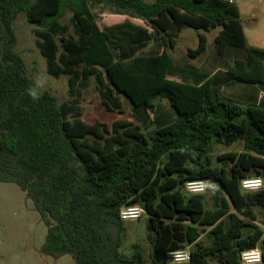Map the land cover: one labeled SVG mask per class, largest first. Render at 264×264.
Instances as JSON below:
<instances>
[{"label":"trees","instance_id":"16d2710c","mask_svg":"<svg viewBox=\"0 0 264 264\" xmlns=\"http://www.w3.org/2000/svg\"><path fill=\"white\" fill-rule=\"evenodd\" d=\"M106 4L109 14L127 18L99 26L92 7ZM20 13L46 74L66 77V101L36 91L15 50ZM185 29L197 33L190 59L207 51L213 30L215 54L244 52L224 84L174 61L170 51ZM157 39L162 51L147 50ZM92 81L106 111L122 114L125 101L134 120L85 122L82 95ZM237 83L264 87V49L248 45L228 0H0V183L16 184L32 202L46 227L42 253L74 264H146L138 245L130 257L121 253L119 211L138 204L148 218L147 264H168L169 251L186 247L188 264H244L242 253L255 248L264 264L254 212L264 208V191L240 186L264 179V97L254 104L222 95L223 85ZM161 102L170 115L157 123ZM238 142L243 151L217 157L229 166L213 164L215 145ZM195 179L216 182L223 196L207 208L205 194L183 192Z\"/></svg>","mask_w":264,"mask_h":264},{"label":"rangeland","instance_id":"374dc122","mask_svg":"<svg viewBox=\"0 0 264 264\" xmlns=\"http://www.w3.org/2000/svg\"><path fill=\"white\" fill-rule=\"evenodd\" d=\"M145 1L149 2L151 0ZM111 6V4H106L104 7H92V13L99 26L107 22L110 17L108 7ZM258 17L257 12V15L252 16L248 21L253 22ZM13 25L17 39L15 50L21 55L31 73L36 91L50 92L57 97L59 103L66 101L68 99L67 79L66 77L54 79L46 74L45 60L38 52L35 43L36 39L32 33L33 27L27 23L24 13L17 15ZM188 30L193 35L192 37L195 38L194 34H197L196 31L192 29ZM196 41V39L193 40L192 38L191 40H181L174 53L175 59L178 63H188L190 66L205 69L207 59L213 51L214 43L212 45L208 41L207 51L195 59H190L187 57L185 51L194 49ZM235 50L242 52L238 49ZM82 96V118L89 124L100 121L111 125L113 121L119 119L134 120L129 104L125 101L124 112L122 114L106 111L99 101L93 81L89 88L83 91ZM161 103L165 107L167 106L165 102ZM229 151L238 153L243 151L242 143L238 142L229 147L215 145L211 155L213 164L219 167L229 166L227 162L222 163L217 161L218 156ZM221 196H223L221 187L214 181H208V188L205 193L206 207L210 208L213 199H219ZM254 212L257 216L258 226L264 229V208L255 207ZM124 224L126 230L121 253L125 257H130L133 253V245H138L147 264L149 253L147 216L143 215L136 221L125 222ZM45 236L46 227L26 194L16 184L0 183V264H69V260H71L69 256L55 260L42 253L41 247Z\"/></svg>","mask_w":264,"mask_h":264},{"label":"crops","instance_id":"0c3cea01","mask_svg":"<svg viewBox=\"0 0 264 264\" xmlns=\"http://www.w3.org/2000/svg\"><path fill=\"white\" fill-rule=\"evenodd\" d=\"M233 3L237 6L243 25V32L246 38L248 45L256 47L259 49H264V0H232ZM258 15L255 21L249 22L252 16ZM107 22H104L103 25H112L124 21L127 17L122 15H109ZM120 19V20H118ZM133 23L138 25H143L144 23L138 19H130ZM218 30H213L206 34L207 44L208 41L213 45V39ZM193 38L191 32L188 29L182 30L179 37L177 38L176 45L173 50L170 51L174 61L175 51L177 49L178 43L183 40H197V34H194ZM197 45V41H196ZM208 47V46H207ZM157 50L159 53L162 51L160 47L159 40L157 39L156 43H151L148 45L147 50ZM186 52V51H185ZM235 59H245L244 52H237V50L232 48H226L223 55H217L214 51L211 52L210 56L207 59L205 64V71L208 73L209 77H219L220 83L224 84L227 81L226 72L228 67L233 63ZM188 64V63H187ZM195 67V66H194ZM221 93L226 98H235L238 102L254 103L258 104L261 97H264V87H258L255 85H244V84H233L230 86H225L221 88ZM155 107L154 116L156 117V122L161 123L162 118L165 115H170L168 107L164 106L163 103ZM152 116L150 115V118ZM169 119V117H168ZM170 120V119H169ZM63 256L61 258H64ZM59 258V259H61ZM55 259V260H59ZM69 264H74L72 260H69Z\"/></svg>","mask_w":264,"mask_h":264},{"label":"built area","instance_id":"2783aa9c","mask_svg":"<svg viewBox=\"0 0 264 264\" xmlns=\"http://www.w3.org/2000/svg\"><path fill=\"white\" fill-rule=\"evenodd\" d=\"M232 3V0H228ZM259 181V184L256 188L249 187L248 185L252 182ZM241 189L245 192H262L264 191V179L260 177H253L243 179L241 181ZM208 188V180L204 179H195L186 181L183 185V192L188 195H202L205 194ZM145 215L144 209L142 206L135 204L130 206L122 207L119 211V219L122 222H132L140 219ZM257 254L259 258L257 259ZM166 262L168 264H188L190 261V248H181L169 251L166 254ZM241 259L244 264H258L261 260L260 251L255 248L249 251L242 253Z\"/></svg>","mask_w":264,"mask_h":264},{"label":"clouds","instance_id":"9594fccd","mask_svg":"<svg viewBox=\"0 0 264 264\" xmlns=\"http://www.w3.org/2000/svg\"><path fill=\"white\" fill-rule=\"evenodd\" d=\"M30 95L35 99V98H38L37 97V94L35 91H30ZM259 184V181H256V182H252L250 183L248 186L249 187H252V188H256L257 185ZM259 258L258 254H257V259Z\"/></svg>","mask_w":264,"mask_h":264}]
</instances>
